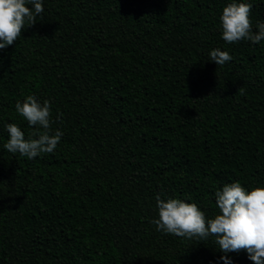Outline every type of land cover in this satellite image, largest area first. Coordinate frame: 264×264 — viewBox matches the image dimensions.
<instances>
[{"label": "trees", "instance_id": "trees-1", "mask_svg": "<svg viewBox=\"0 0 264 264\" xmlns=\"http://www.w3.org/2000/svg\"><path fill=\"white\" fill-rule=\"evenodd\" d=\"M233 2L258 31L264 0H44L0 49V264H253L152 223L157 195L213 218L224 185L264 187V41L223 40ZM29 95L63 132L34 159L4 148L35 138Z\"/></svg>", "mask_w": 264, "mask_h": 264}, {"label": "clouds", "instance_id": "clouds-1", "mask_svg": "<svg viewBox=\"0 0 264 264\" xmlns=\"http://www.w3.org/2000/svg\"><path fill=\"white\" fill-rule=\"evenodd\" d=\"M44 0H0V49L13 45L22 29L36 24L37 16L44 12ZM252 5L246 2L229 3L220 17L222 38L232 44L242 40L253 43L264 41V22L257 24L253 31L249 19ZM232 57L219 48L209 53V60L217 66H224ZM17 113L30 127H35V138H25L24 132L14 123L7 125L9 139L4 148L10 153L34 159L41 153H53L60 143L63 132L51 128V104H42L33 95L15 105ZM215 203L219 213L206 218L195 203L181 199L162 200L156 197L158 219L152 221L157 231L177 237L206 241L214 237V243L225 254H248L253 264H264V187L250 191L234 182L215 192ZM225 264H231L227 255L221 257Z\"/></svg>", "mask_w": 264, "mask_h": 264}]
</instances>
